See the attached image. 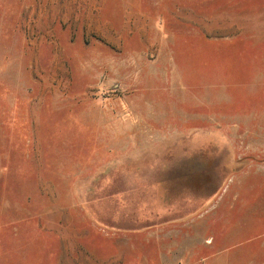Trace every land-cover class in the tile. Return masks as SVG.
<instances>
[{
  "label": "rangeland",
  "instance_id": "374dc122",
  "mask_svg": "<svg viewBox=\"0 0 264 264\" xmlns=\"http://www.w3.org/2000/svg\"><path fill=\"white\" fill-rule=\"evenodd\" d=\"M0 264H264V0H0Z\"/></svg>",
  "mask_w": 264,
  "mask_h": 264
}]
</instances>
